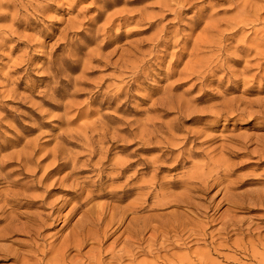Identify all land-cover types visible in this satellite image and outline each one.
Segmentation results:
<instances>
[{"label": "rangeland", "instance_id": "obj_1", "mask_svg": "<svg viewBox=\"0 0 264 264\" xmlns=\"http://www.w3.org/2000/svg\"><path fill=\"white\" fill-rule=\"evenodd\" d=\"M0 264H264V0H0Z\"/></svg>", "mask_w": 264, "mask_h": 264}]
</instances>
